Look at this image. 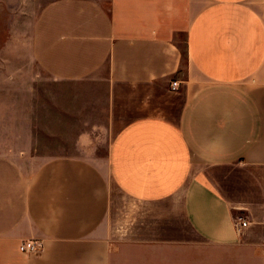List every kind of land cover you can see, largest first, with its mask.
<instances>
[{"label":"crops","instance_id":"0c3cea01","mask_svg":"<svg viewBox=\"0 0 264 264\" xmlns=\"http://www.w3.org/2000/svg\"><path fill=\"white\" fill-rule=\"evenodd\" d=\"M31 52L131 121L42 158L0 99V264H264V0H51Z\"/></svg>","mask_w":264,"mask_h":264},{"label":"rangeland","instance_id":"374dc122","mask_svg":"<svg viewBox=\"0 0 264 264\" xmlns=\"http://www.w3.org/2000/svg\"><path fill=\"white\" fill-rule=\"evenodd\" d=\"M50 1L0 6V99H7L3 105L16 123L19 118L40 157L104 158L115 133L131 120L108 119L104 82H57L34 61L32 28Z\"/></svg>","mask_w":264,"mask_h":264},{"label":"built area","instance_id":"2783aa9c","mask_svg":"<svg viewBox=\"0 0 264 264\" xmlns=\"http://www.w3.org/2000/svg\"><path fill=\"white\" fill-rule=\"evenodd\" d=\"M179 88V82L175 81L172 83V91H177V89ZM248 227V222L244 221L241 222L240 225H237V229L240 231L244 228ZM42 246L40 243L35 242V241H26L23 242L19 245V251L22 254H26V255H35L38 254L41 250Z\"/></svg>","mask_w":264,"mask_h":264}]
</instances>
